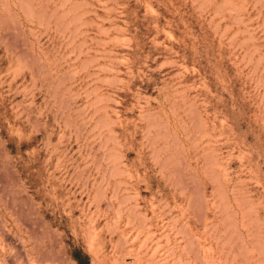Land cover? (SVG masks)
Segmentation results:
<instances>
[{"label": "rangeland", "instance_id": "rangeland-1", "mask_svg": "<svg viewBox=\"0 0 264 264\" xmlns=\"http://www.w3.org/2000/svg\"><path fill=\"white\" fill-rule=\"evenodd\" d=\"M0 264H264V0H0Z\"/></svg>", "mask_w": 264, "mask_h": 264}]
</instances>
